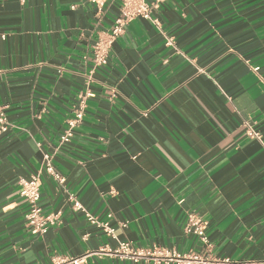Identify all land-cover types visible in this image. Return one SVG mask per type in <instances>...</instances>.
I'll use <instances>...</instances> for the list:
<instances>
[{
    "label": "crops",
    "instance_id": "0c3cea01",
    "mask_svg": "<svg viewBox=\"0 0 264 264\" xmlns=\"http://www.w3.org/2000/svg\"><path fill=\"white\" fill-rule=\"evenodd\" d=\"M146 2H158L159 25L128 22L88 83L91 48L120 17V0L101 12L86 0H0L10 124L0 137V264L86 254V264H153L97 255L125 241L200 252L183 232L189 213L205 223L213 256L264 261V0ZM87 92L82 123L59 147ZM43 154L65 182L41 171L39 205L60 223L39 236L25 226L17 182ZM70 195L114 235L73 211Z\"/></svg>",
    "mask_w": 264,
    "mask_h": 264
},
{
    "label": "built area",
    "instance_id": "2783aa9c",
    "mask_svg": "<svg viewBox=\"0 0 264 264\" xmlns=\"http://www.w3.org/2000/svg\"><path fill=\"white\" fill-rule=\"evenodd\" d=\"M89 4L95 6L97 12H101L107 0H86ZM158 2L148 4L146 0H120V17L117 18L112 28L99 37L91 48L92 68L87 76V81H92V74L97 68L107 65L109 51L114 40L119 37L124 26L136 19L141 18L149 20L155 25H159L158 21L152 17V11L157 8ZM3 38V36H0ZM170 40L167 44L170 45ZM91 93L80 95L77 104L73 108L72 116L66 121V126L59 137V147L67 145L71 142L74 130L78 127L84 118L86 101L92 97ZM10 129V124L4 113V107H0V137L6 134ZM246 134L249 138L259 140V135L249 126L246 125ZM264 147V144H262ZM41 171L46 173L58 184L64 185L65 179L55 170L53 165V157L50 154H43L40 170L31 175L29 178H19L18 194L27 205V213L25 215V226L33 235L43 236L51 228L58 226L60 223V213L54 212L44 214L40 205V187ZM71 208L75 212H83L91 224L102 228L109 235H114V229L109 226L108 222H98L84 212L81 204L73 196H68ZM111 218V216H107ZM206 226L200 217L189 213L183 226V232L186 235L194 236L202 246V251H190L187 253H177L160 248L143 249L136 248L130 242H118L112 249H101L97 255H108L119 259H127L134 262L145 260L151 261L153 264H264V261H236L228 257H216L210 252V243L206 235ZM90 254L81 257L65 258L53 260L51 264H86V259Z\"/></svg>",
    "mask_w": 264,
    "mask_h": 264
}]
</instances>
